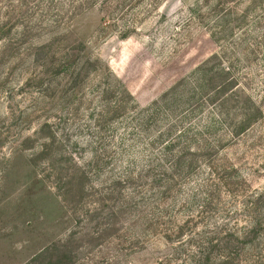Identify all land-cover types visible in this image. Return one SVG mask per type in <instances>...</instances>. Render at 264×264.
Listing matches in <instances>:
<instances>
[{
  "label": "rangeland",
  "instance_id": "rangeland-1",
  "mask_svg": "<svg viewBox=\"0 0 264 264\" xmlns=\"http://www.w3.org/2000/svg\"><path fill=\"white\" fill-rule=\"evenodd\" d=\"M180 151L192 167L172 171ZM217 177L239 195L204 211ZM261 192L264 0H0V264L72 234L75 264H189L167 229L248 227L241 202ZM260 235L232 264L256 261Z\"/></svg>",
  "mask_w": 264,
  "mask_h": 264
},
{
  "label": "trees",
  "instance_id": "trees-1",
  "mask_svg": "<svg viewBox=\"0 0 264 264\" xmlns=\"http://www.w3.org/2000/svg\"><path fill=\"white\" fill-rule=\"evenodd\" d=\"M84 4V3H83ZM81 6L84 7V5ZM86 5V4H85ZM86 8H89V4L86 5ZM227 69H230L227 66ZM225 70V68H224ZM222 87V85H221ZM257 112L259 109L254 108ZM246 114L242 115L245 118ZM238 124H241L239 119ZM245 123L242 122V126ZM237 131H231V134L235 132H239L243 130L240 126H238ZM186 153L184 151H180L179 156L174 160L171 164V170H179V168H186L192 167V163H187L186 161ZM189 164V165H188ZM207 168L210 170L211 174H215L218 172L219 168L217 167L216 163L213 161L208 162ZM190 168L189 170H192ZM191 172V171H188ZM181 176V175H180ZM179 176V177H180ZM164 177V176H162ZM128 179V178H127ZM180 179V178H179ZM178 179V180H179ZM129 180V179H128ZM127 180V181H128ZM124 181V180H123ZM217 182L213 183L212 185H200V188L197 187L199 190L198 196L201 198L200 208H203L204 211H211L214 203L216 204L219 200V196L221 197L222 190L223 192H227L231 195H236L233 187H231L230 179L226 177H217ZM122 182V181H118ZM174 182V183H173ZM173 183L172 187L170 184ZM177 184L173 179L166 178H159L153 182V190L155 193H160L161 197L156 199L158 202L156 204H161L163 200L168 198L170 195V191L174 192ZM242 194V193H241ZM239 195V193H237ZM236 195V196H237ZM155 200V201H156ZM153 204V203H151ZM128 211L130 203L127 204ZM151 206V205H150ZM149 206V207H150ZM131 207V206H130ZM264 193L261 192L256 196L245 197V199L241 202L239 211L243 213L246 220H248L249 225L248 227L242 229H230L229 231H218V227L213 225L212 229L206 227V229H201L200 231H194L189 233L184 239V231L187 225L188 220H183L182 225H175L172 228L167 229L166 238L168 239V243L170 245L171 252L174 254H181L180 252L186 254L187 248L190 247L193 249L188 253L187 259L189 264H232L233 261L237 260L239 262L243 261L239 256V250L241 245H252L254 244L255 239L258 235H260L259 240L264 239ZM144 210L141 213L135 215L134 219L131 217L130 221H143L150 218L149 215ZM99 212L94 211L91 215V222L97 220L95 217H98ZM115 214L114 211H110V213L105 215L103 222L100 221L95 222V227L92 228V239L94 241L99 242L104 235L103 232L105 229L111 226V221L113 220V215ZM189 218V213H188ZM94 217V218H93ZM156 224V223H155ZM132 225V224H131ZM151 225V224H150ZM103 226V227H102ZM150 228V227H148ZM147 228V230H149ZM220 232V234H219ZM104 240V238H103ZM264 241V240H263ZM102 244V243H100ZM264 245L262 251L258 258H256L254 263L251 264H264ZM79 248L74 243V236L72 234L69 240H60L51 243L46 248H44L41 252L35 255L29 262L26 264H75L77 261L80 260L79 255ZM241 256V255H240Z\"/></svg>",
  "mask_w": 264,
  "mask_h": 264
}]
</instances>
